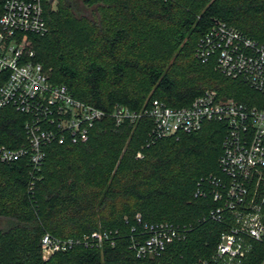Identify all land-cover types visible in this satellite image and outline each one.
I'll return each instance as SVG.
<instances>
[{"label":"trees","instance_id":"obj_1","mask_svg":"<svg viewBox=\"0 0 264 264\" xmlns=\"http://www.w3.org/2000/svg\"><path fill=\"white\" fill-rule=\"evenodd\" d=\"M45 19L49 32L30 36L33 61L75 99L107 113L115 106L140 111L153 101L188 107L206 92L264 108L263 94L224 77L214 60L195 58L216 21L264 44V0H58L55 9L47 5ZM27 119L0 110V146H25ZM153 126L145 118L117 127L106 118L85 144L49 146L39 169L27 158L0 162V264L209 259L226 230L208 214L219 206L210 182L225 179L219 159L229 125L210 122L199 132L164 138L152 136ZM161 223L179 229L182 238L160 255L138 258L133 242L146 236V224ZM99 231L109 234L101 244L84 240ZM46 234L75 244L45 259ZM263 256L264 246L255 245L246 264Z\"/></svg>","mask_w":264,"mask_h":264},{"label":"built area","instance_id":"obj_2","mask_svg":"<svg viewBox=\"0 0 264 264\" xmlns=\"http://www.w3.org/2000/svg\"><path fill=\"white\" fill-rule=\"evenodd\" d=\"M57 4L58 0H5L3 4L0 110L11 108L28 119L24 126L26 145L18 149L0 146V162L11 164L27 158L33 168L39 169L49 146L85 144L94 127L106 118L117 127L151 119L154 138L196 133L210 122L227 123L229 131L219 159L225 179L213 178L210 182L213 200L219 206L208 214L226 230L212 256L198 264H246L255 245L264 246V108L222 100L215 92H206L188 107L171 108L153 101L140 111L115 106L111 113L75 99L65 85L54 84L42 65L33 61L30 36L49 32L45 8L50 5L55 9ZM195 58L203 64L214 60L216 70L224 77L239 79L264 95V44L226 23L216 21L200 38ZM137 220L141 223L139 216ZM144 230L143 240L133 242L138 258L160 255L182 238L181 231L169 224H146ZM108 236L99 231L84 240L101 244ZM74 244L46 234L41 241L43 257L67 252ZM259 264H264V256Z\"/></svg>","mask_w":264,"mask_h":264},{"label":"rangeland","instance_id":"obj_3","mask_svg":"<svg viewBox=\"0 0 264 264\" xmlns=\"http://www.w3.org/2000/svg\"><path fill=\"white\" fill-rule=\"evenodd\" d=\"M226 100H233V99H226Z\"/></svg>","mask_w":264,"mask_h":264}]
</instances>
